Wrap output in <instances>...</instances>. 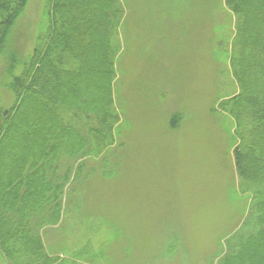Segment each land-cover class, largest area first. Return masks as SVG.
I'll return each mask as SVG.
<instances>
[{"label":"rangeland","instance_id":"1","mask_svg":"<svg viewBox=\"0 0 264 264\" xmlns=\"http://www.w3.org/2000/svg\"><path fill=\"white\" fill-rule=\"evenodd\" d=\"M45 1L26 0L17 19L8 44L20 58L47 24ZM117 3L108 14L110 127L92 122L101 133L92 139L109 143L63 161L60 172L69 163L73 171L60 219L39 234L46 251L68 264H217L251 202L234 167L238 139L226 103L238 92L230 67L235 15L224 0ZM5 66L0 55L3 109L14 100ZM84 71H99L94 58ZM75 81L71 96L89 92L85 78Z\"/></svg>","mask_w":264,"mask_h":264},{"label":"trees","instance_id":"2","mask_svg":"<svg viewBox=\"0 0 264 264\" xmlns=\"http://www.w3.org/2000/svg\"><path fill=\"white\" fill-rule=\"evenodd\" d=\"M25 3L0 0V55L14 96L10 107L0 108V258L5 264H68L46 251L39 230L60 219L63 190L73 171L69 163L61 173L63 161L74 163L109 143L103 136L92 139L101 135L92 122L105 119L110 127L108 14L118 3L46 0L47 24L31 53L20 58L8 43ZM224 3L236 18L230 67L238 92L226 101L238 139L233 162L251 202L241 229L225 239L217 264H264V0ZM91 58L99 71L86 76L84 65ZM80 77L89 92L71 96L69 88ZM96 82L101 94L92 86ZM19 147L23 152L15 154Z\"/></svg>","mask_w":264,"mask_h":264}]
</instances>
